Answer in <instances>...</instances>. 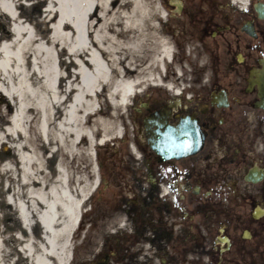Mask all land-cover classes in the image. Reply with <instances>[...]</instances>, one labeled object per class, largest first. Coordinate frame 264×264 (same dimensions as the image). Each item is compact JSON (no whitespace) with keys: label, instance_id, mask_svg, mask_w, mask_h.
Listing matches in <instances>:
<instances>
[{"label":"flooded vegetation","instance_id":"af4514ba","mask_svg":"<svg viewBox=\"0 0 264 264\" xmlns=\"http://www.w3.org/2000/svg\"><path fill=\"white\" fill-rule=\"evenodd\" d=\"M188 2L166 32L200 69L138 87L72 168L92 190L68 264H264V19Z\"/></svg>","mask_w":264,"mask_h":264},{"label":"bare ground","instance_id":"6f19581e","mask_svg":"<svg viewBox=\"0 0 264 264\" xmlns=\"http://www.w3.org/2000/svg\"><path fill=\"white\" fill-rule=\"evenodd\" d=\"M110 1L0 0V94L15 109V137H11L16 140L12 147L13 156L22 166L31 159L24 151L23 138L26 136L25 112L32 104L31 101L25 102L27 98L36 104L40 148L48 155L54 171L48 183L38 179L43 190L38 194L27 185V171L22 172V166L13 175L16 192L12 198L3 197V202L11 207L14 234L11 239L7 238L9 225L6 220L10 209H4L0 227V264L70 262V239L92 190L89 182L80 179L72 168L79 166L86 142L91 149L86 155L91 158L98 146L95 131L84 129L86 119L95 115L94 123L108 125V129H101L104 135L101 142H105L111 135L112 127L108 122L112 118L104 117L102 107L98 109L106 100L101 95L105 93L106 102L120 109L130 104L136 89L147 86V82L162 87L159 86L162 84L161 75H151L149 70L159 67L163 75L166 61L173 62L172 49L162 41L159 58H151L145 65H135L136 60L132 56L140 55L142 49L136 40L128 46L132 61L127 66L132 72L124 75L121 64L127 58L116 54V46L119 45V36L141 29V23L132 17L125 18L124 28L117 29L114 36L98 30L94 35L98 48L91 47L88 27L98 12H95L96 8L104 6L112 11ZM232 1L241 7L248 4L246 0ZM40 4L45 5L38 16L33 7ZM136 4L142 8H136L135 12L149 10L143 8L141 1H136ZM161 9L164 10L163 6ZM98 16L105 18L104 12ZM162 17L166 19L164 15ZM165 86L173 87L172 84ZM16 98L25 99L21 103L16 102ZM2 144L9 143L0 136ZM60 155L65 158L64 166L59 163ZM73 159L77 163L71 167L72 161L69 160ZM8 173L11 172L7 170Z\"/></svg>","mask_w":264,"mask_h":264},{"label":"rangeland","instance_id":"374dc122","mask_svg":"<svg viewBox=\"0 0 264 264\" xmlns=\"http://www.w3.org/2000/svg\"><path fill=\"white\" fill-rule=\"evenodd\" d=\"M51 1V0H50ZM106 1V0H102ZM110 1V0H108ZM136 1H141L142 5H144L143 8H148L149 10L142 11V12H135L134 10L136 8H142L137 7ZM198 1V0H197ZM225 1V0H222ZM247 6L246 8L253 7L258 0H246ZM186 3V5L190 6L191 4L195 5L194 3L188 2V0H112L110 1V10H106V7L100 6L96 8L97 12L94 15L93 20L91 21L89 27H88V35H89V44L94 49H97L98 46L96 44V41L94 40V35L98 30H103L106 33H110L111 36H114L115 31L118 29L124 28V20L125 18L132 17L134 20H138V23H141V29L138 31L130 30L127 34L119 36V45L116 46L117 48V55L123 56L124 58H127V61L124 63L122 62V70L125 73L128 71H131V67H128L127 64L130 63L131 60V53L128 50V46L131 45L134 41L139 40L141 44V52L140 55L132 56V59H135L136 64L145 65L148 60L151 58L157 59L161 56V42L165 41L167 45L172 49L174 54V60L172 63H169L166 61V72L162 75L159 67L155 70L151 69L149 72L151 75H161V85L159 86H165L172 84L173 86L180 85V81L188 82L186 81L187 78L190 77L191 71L193 69L199 70L198 63L195 61H192L189 59L187 61L186 56H176L175 50H176V41L175 37H171L167 30H172V22L170 21V18H167V15L172 14L168 9H172L175 7L176 3ZM231 6L237 7V8H243L239 4L231 3V0H228ZM264 2V0H263ZM45 4L36 5L33 7V12L35 11L37 15L39 16V13L43 10ZM57 6V5H56ZM164 8L162 10L161 8ZM114 9V10H113ZM101 12H104L105 18H99V14ZM166 17L164 19L162 16ZM247 18V16H245ZM171 23V24H170ZM130 34V35H129ZM118 40V39H117ZM121 42L123 44H121ZM124 51V52H118ZM140 56V57H139ZM143 56V58H142ZM176 56V57H175ZM148 57V59H144ZM142 58V59H141ZM157 63V61H156ZM158 65V64H157ZM132 66V65H131ZM154 68V67H153ZM132 72V71H131ZM183 74L182 75H180ZM180 75V76H179ZM126 79L129 78L128 74L125 76ZM144 80H146L144 78ZM1 83V79H0ZM147 86H153L152 84L146 83ZM103 99L107 100V95L104 93L101 95ZM1 97V94H0ZM24 97V96H23ZM25 99V98H24ZM22 99V100H24ZM22 100L16 98L15 101L23 102ZM103 101L102 105L98 106V109L100 107L101 110L103 109V112L105 114V118L109 117L108 119H116L118 114L122 113L124 107L113 108L109 105L108 102ZM26 101H31L30 108L26 109L27 113L25 115V129H26V136H24L25 141V153L27 156L29 155L31 159L29 158V163L26 166H22L19 161L13 156V149L12 147L15 145L16 140H12L11 137H15V126L13 121V116L15 114V109L13 105L10 103H7V100H3V98H0V136H3L7 139V142L9 144H2L0 145V227H2L3 223V217L2 212L3 210L9 211L10 213L7 218V224L9 225V228L7 229V238L11 239L12 235L14 234V231L12 230L13 227V220H12V210L11 207L3 202L4 199L12 198L15 194V190L13 188V181L12 177L13 175H16L20 171V167L22 166V172L25 173L26 177V183L28 186H31L33 188V193L38 194L42 192V188L40 183H38V179H41L44 184L48 183L50 181V176L54 174V171L51 170V162L46 153H44L39 144L38 140V115L36 110V104L33 100L25 99ZM105 104V105H104ZM99 105V104H98ZM30 113V114H29ZM34 113V114H33ZM114 113V114H113ZM33 114V115H31ZM97 116L92 115L90 118L86 119L84 123V129H92L95 131V135L97 136V133H102L101 129H108V125L100 126L97 123H94L93 119H95ZM93 122V123H92ZM110 125H112L110 122H108ZM93 124L96 125L93 127ZM84 145V144H83ZM86 146L82 148V152L80 154V158L78 162H81L85 159L87 162H91V157L89 155L87 156L86 153L91 151L89 149V146H87V142L85 143ZM59 163L61 166H64L66 164L65 158L63 155H60ZM71 159V158H69ZM74 160V161H73ZM69 160L72 161V164H69L71 167H74L76 165V159ZM75 162V163H74ZM81 167V165H80ZM9 170L11 173L7 174V170ZM51 171L53 173H51ZM15 177V176H14ZM45 191V190H44ZM10 216V217H9ZM37 235V234H35Z\"/></svg>","mask_w":264,"mask_h":264},{"label":"water","instance_id":"95a60500","mask_svg":"<svg viewBox=\"0 0 264 264\" xmlns=\"http://www.w3.org/2000/svg\"><path fill=\"white\" fill-rule=\"evenodd\" d=\"M256 11L258 12L260 18L264 19V4L262 3H259L257 6H256ZM248 34H251L252 32L249 30V29H246L245 30ZM156 138V141L153 142L154 144V147H157V144L160 143V138L159 137H155ZM159 140V141H158ZM172 151V150H171ZM177 151H173V153H175Z\"/></svg>","mask_w":264,"mask_h":264}]
</instances>
